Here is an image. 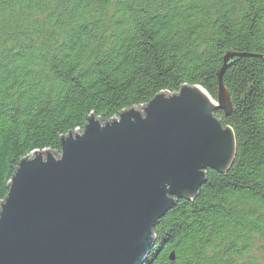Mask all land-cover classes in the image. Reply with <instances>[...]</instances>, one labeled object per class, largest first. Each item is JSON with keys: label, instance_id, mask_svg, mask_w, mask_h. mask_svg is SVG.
I'll use <instances>...</instances> for the list:
<instances>
[{"label": "trees", "instance_id": "trees-1", "mask_svg": "<svg viewBox=\"0 0 264 264\" xmlns=\"http://www.w3.org/2000/svg\"><path fill=\"white\" fill-rule=\"evenodd\" d=\"M222 75L233 162L155 226L144 264H264V0H0V205L20 159L89 116Z\"/></svg>", "mask_w": 264, "mask_h": 264}, {"label": "water", "instance_id": "water-1", "mask_svg": "<svg viewBox=\"0 0 264 264\" xmlns=\"http://www.w3.org/2000/svg\"><path fill=\"white\" fill-rule=\"evenodd\" d=\"M237 55L216 99L183 85L106 122L91 114L59 153L22 157L0 205V264H144L165 213L233 162L234 132L215 112L231 113L222 75Z\"/></svg>", "mask_w": 264, "mask_h": 264}]
</instances>
